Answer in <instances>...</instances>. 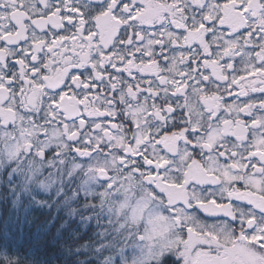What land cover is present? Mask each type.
I'll list each match as a JSON object with an SVG mask.
<instances>
[{"label":"snow or ice","instance_id":"1","mask_svg":"<svg viewBox=\"0 0 264 264\" xmlns=\"http://www.w3.org/2000/svg\"><path fill=\"white\" fill-rule=\"evenodd\" d=\"M0 143L38 165L0 264H81L37 190L66 153L131 264H264V0H0Z\"/></svg>","mask_w":264,"mask_h":264},{"label":"trees","instance_id":"2","mask_svg":"<svg viewBox=\"0 0 264 264\" xmlns=\"http://www.w3.org/2000/svg\"><path fill=\"white\" fill-rule=\"evenodd\" d=\"M0 160V192L14 196L24 195L29 189H36V185L29 181L34 167H38L34 159L28 158L22 163L13 164H5L1 156ZM61 170H57L59 179H54L48 191L37 189L40 199L51 197L50 207L45 208V211H51L53 219L61 218V227L69 228L74 234V239L80 242L76 251L81 264H122L119 256L125 244L122 235H118V224L111 223L106 208L99 206L100 202L94 195L87 197L83 194L78 177H67L60 173ZM50 172L52 169L45 167L37 179L47 177ZM9 185L13 186L14 191L7 192ZM88 201L95 202L97 206L87 207ZM5 251L7 252V249ZM11 253L15 258L16 255H22V250L13 246ZM53 264H59V261L54 260Z\"/></svg>","mask_w":264,"mask_h":264},{"label":"rangeland","instance_id":"3","mask_svg":"<svg viewBox=\"0 0 264 264\" xmlns=\"http://www.w3.org/2000/svg\"><path fill=\"white\" fill-rule=\"evenodd\" d=\"M0 156L4 160L5 164H13L23 162L24 160H27L28 158H24L22 160H16V157L13 156L11 153H8L4 150V145L0 143ZM31 158V157H29ZM89 161H87L85 158H77L72 153H66L64 157V163L62 166V170L60 171L61 174L67 176V177H78L80 182V189L82 190L83 194L87 197H92L93 193L97 191L98 185L96 182L92 181L89 182L87 178L84 175L83 169L87 166ZM79 164L81 165V168L76 169L74 172H72V175H68L69 172L72 171L73 166ZM1 165V160H0ZM28 169V167H27ZM106 208V207H105ZM107 215H109V218L112 220L111 223L116 222L118 224L122 223V221L119 220V218L115 217L113 213H111L107 208ZM118 235H122L124 238V244L125 248L121 250L120 253V260L122 264H131L133 259L137 255L136 248L133 243H130L127 240V233H125L120 227L118 229Z\"/></svg>","mask_w":264,"mask_h":264}]
</instances>
